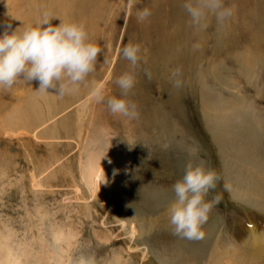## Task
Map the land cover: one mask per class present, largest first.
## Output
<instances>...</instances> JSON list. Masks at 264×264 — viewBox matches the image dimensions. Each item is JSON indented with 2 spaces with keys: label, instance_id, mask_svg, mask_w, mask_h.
I'll return each instance as SVG.
<instances>
[{
  "label": "rangeland",
  "instance_id": "obj_1",
  "mask_svg": "<svg viewBox=\"0 0 264 264\" xmlns=\"http://www.w3.org/2000/svg\"><path fill=\"white\" fill-rule=\"evenodd\" d=\"M103 1L112 4L108 6L112 11L108 8L100 15L102 19L93 22L95 31L88 30V39L99 52L93 71L77 86L78 99L68 93L63 104L55 89L36 91L35 80L18 79L11 88L0 89V247L9 251L15 264H73L81 253L100 263L163 264L146 239L151 229L147 233L142 229L153 222L155 230L163 228L172 237L169 218L161 215L168 217L166 210L151 213L138 205L142 215L128 216L133 213L130 206L125 211L124 201L120 206L114 204L116 189L111 181L116 184V177L106 178L109 190H115L106 198L89 190L81 169L85 160L99 159L106 170L122 177L125 186L143 183L174 197L172 185L179 176L173 164L186 165L192 160L217 175L215 187L205 196L212 207L202 227L215 233L207 245L234 234L247 237L245 245L237 240L227 243L223 248L226 260L216 264H247L250 260L248 264H264V251L258 249L260 243L253 245L252 232H248L258 231L259 237V232L264 233V215L249 205L251 196L246 191L248 179L264 173V0H224L231 15L219 23L214 15H207L201 29L190 34L182 0H175L173 7L162 0L163 12L178 27L181 45L176 49L184 59L177 50H169L155 69L140 58L132 67L121 55L125 44L136 42L128 24L138 22L134 10L139 5L132 0ZM168 56L173 63L167 64ZM178 64L185 65L184 77L178 74L182 79L171 75ZM125 71L135 78L125 97L136 105L138 115L133 119L113 114L107 106L110 96L121 95L115 80ZM176 80L181 84L171 93L166 88ZM92 82L103 86V100L91 97ZM81 103L86 105L80 113ZM155 106L178 126L173 144L164 137L165 130L151 123L150 113L142 114L143 108L153 110ZM222 108L232 114L233 124L219 126L215 121L214 113ZM94 111L98 118L90 123ZM209 119L213 120L209 125H215L209 127ZM217 126L227 128V133ZM193 150L195 154L189 155ZM169 165L173 168L167 169ZM241 173L243 178L231 180ZM239 185V191L244 189L242 198L232 196ZM121 209L123 215L118 214ZM175 241L173 237L167 240ZM202 247L204 257L199 264H212L214 247Z\"/></svg>",
  "mask_w": 264,
  "mask_h": 264
},
{
  "label": "bare ground",
  "instance_id": "obj_2",
  "mask_svg": "<svg viewBox=\"0 0 264 264\" xmlns=\"http://www.w3.org/2000/svg\"><path fill=\"white\" fill-rule=\"evenodd\" d=\"M102 1L101 0H0V22L11 23L12 27L15 28V27H18L20 25L22 26L23 24H29V23L35 24L39 20L42 19L43 15L45 13H47L50 16L60 17L61 19L65 20V21H74V22H78V23H83L85 26L86 32L88 33V30H89L90 33H92L93 31H95V29H92L93 22L96 19L99 20L101 17L100 15L104 14L103 12L107 11V9L112 5L111 3H108L109 4L108 5L109 7H108L106 4L101 3ZM132 1H133V3L139 5V7H140L138 10H134L136 15L138 14L139 10H142L145 8H147L150 12V15L145 20L139 21V22L135 23V25L130 24V23L128 24V27L131 28L136 35L135 44L138 43V45L140 46V49H141L140 53H139L140 59H143V61H146V64H148L149 68H154L155 64L159 63L163 59L164 56H166V58H167V55H168L167 52L169 50L170 51L173 50V52H175V53L177 50L178 55L184 59L183 54L178 49H176V48H179L181 45V40L179 41L180 37H179V33H178V27L176 26L173 19L169 15H166L163 12V8L160 5V2L162 0H132ZM164 1H166L168 3L169 7H173L174 2H175V0H164ZM104 6H106L105 7L106 9H103ZM155 6H159V8L157 9ZM109 10L112 11V9H110V8H109ZM119 10H120V8H119ZM22 12H24L25 14H23ZM109 15L110 14H108V16ZM115 16H116V14H115ZM132 17H134V16H132ZM86 18L89 19L87 24L84 23V20ZM113 18H116V17L113 16ZM101 19H102V17H101ZM133 21H135V20H133ZM51 23L54 25L58 24L59 20L53 19L51 21ZM186 27H187L188 33L190 34L193 32V30H196L197 28L201 29L202 26L200 25L198 27H193L191 25L190 18L187 15ZM96 29H97V27H96ZM128 39L129 38H127V41H129ZM165 61H167V64L173 63L172 58L170 56H168V60H165ZM184 66H185L184 64H178L175 67L176 69L179 68V73H181L182 77H184L183 73H182ZM164 67H165V65H164ZM162 69H163V67L159 68L158 71L160 70L162 72ZM166 69H167V67H166ZM158 71H156V72H158ZM182 77H180L178 75V78L182 79ZM169 82H171V81H169ZM179 84H181V83H179ZM175 85L176 84L173 83L170 86H168L166 89L171 90V93H172L174 91ZM36 87L37 86H35L34 88H36ZM163 87L165 88L166 86H163ZM113 88H115V87H113ZM72 92H73V94H72ZM72 92L70 94H72L74 96V98L76 97L78 99V97L81 96L80 95L81 92L79 90H77V87ZM168 93H169V91H168ZM74 94H76V95H74ZM173 96L174 95H172L171 97H173ZM62 98L63 99L61 102L64 104L68 97H67V95H64ZM74 98H72V99H74ZM142 104H141V106H143ZM83 105L85 106L86 104L81 103L80 106H78V108H79L78 112L81 113L80 108L83 109L81 107ZM223 106H225L224 103H223ZM228 108H229V106H228ZM231 109H232V106H231ZM173 111L174 110L172 109V112ZM220 111H222L224 114ZM220 111L217 110V112L214 113V115H213L215 121H217L219 123V126L222 124H233V121H232L233 119L230 118L232 116L229 117V114L230 115H232V114L227 112L229 110L226 109L224 111V109L222 108ZM232 111H235V110H232ZM242 112H244V110ZM55 113H57V112H55ZM148 113H150V115H151V119H152L151 123L155 124V126L159 127L162 131L165 130L166 134L164 137L167 139V141H169L168 142L169 144H173L172 141H173L174 135H176V133L179 131L178 126L175 124H172V121L168 119V117H167L168 115L166 114V112L164 110L160 109L159 106L158 107L155 106L153 110H151V107H147L146 110H144V108H143L142 114L145 116ZM91 114L92 115L90 116V118L92 119V122L90 120V123H93L94 121L97 120L96 118H98V117H96L95 111H94V113H91ZM241 115H243V114H241ZM78 119H79V117H78ZM246 119H247V117H246ZM212 121H210V119H209L208 125H209V122H212ZM217 122H215V123H217ZM61 123L66 124V121L63 120ZM140 124H141V122H140ZM211 125H209V127H211ZM213 125H215V124H213ZM249 126H250V123H249ZM218 128H219L218 130H220L221 132L224 130L226 131V129H227V128H223V127H218ZM213 129H215V128H213ZM226 133H227V131H226ZM221 136H224V135L222 134ZM221 136H219V137H221ZM221 138H223V137H221ZM177 148H178V146H177ZM252 152L255 154L254 150H252ZM183 155H184V153H183ZM247 155H249L248 150H247ZM252 159L255 160V158H253V157H252ZM97 160L99 162H97V161L94 162L91 159H87L83 163V166L81 165L82 166V169H81L82 178L86 183L85 185L89 188V190L91 192L99 193V194L102 193L105 197L110 196L111 192L115 191V190H112V191L109 190V187H107V185H109V184L107 183L108 180L106 178H109V181L116 179L115 180L116 184H114L111 181L112 188L116 189V191H115L116 193H115L114 198H113L114 202H116V203H114V204H118V206H120V202L124 201V203H126V205H127L126 207L124 206L125 208L123 207L125 211L126 210L129 211L128 207L130 206L133 209V213L131 215L129 213L128 216H132V215L138 216L139 214H140V216L142 215L141 212H139L140 210H139L138 205L149 210V211H151V213L153 211H154V213H159V212H162L164 210H167L169 204L172 202L174 197H168L166 194L167 192L165 190L160 189V188H154V187L147 185V184L144 185L143 183L142 184L141 183L134 184L133 182L132 183L130 182V183H128L127 186H125V183L122 181V177H120V179H121V181H120V179L117 178V176H119L118 174L116 176V174L114 172H111V170L109 168L106 170L104 168L103 163H101V160H99V159H97ZM254 162H256V161H254ZM173 165H174V168H176L179 179H180L181 173H182V176L184 174V171H182V170L185 168V165H181V164H178V165L173 164ZM261 166H263V168H264V164L262 165V163H261ZM171 168H173V167L171 165H169V167L167 169H171ZM257 168H259V167H257ZM257 170H259V169H257ZM243 174L241 173V174L233 175L231 177V180L238 181L244 177ZM112 178H115V179H112ZM255 179H256V181H253ZM248 180H250V182L248 184V188L246 189V191L251 196V200L248 201V203H249V205L254 207L256 210L260 211L264 215V173L263 172H262V174L257 173L255 178L252 177L251 179H248ZM239 186H241V187H238V190H235L236 192H233L232 196H234V197L237 196V198L238 197L242 198V194H243L244 189H242L243 191H241V190L239 191V188H242V185H239ZM236 187H237V185H236ZM243 187H244V185H243ZM127 193L134 194L135 197L134 198H128L127 196H125ZM133 200H135V201H133ZM109 203H111V202H109ZM137 207H138V209H137ZM117 213H116V215H117ZM118 214L123 215L122 209H121V211H119ZM161 215H163V218H165V219L168 218L164 213ZM152 223L153 222L148 223L149 226L146 227L145 229H142V230H143V232L147 233V231H149L151 229L148 232L151 235H148V237L146 236V239H147V241L149 240V243L151 244V247H152L154 254L157 255L158 258L161 259V261H162L161 263H163V264H189V263L190 264H199L198 261H200L204 257V249L205 248L202 247L203 245H205V247H207V248L208 247H214L215 255H214L212 262L215 264L221 263V262H223V260H226L225 257L227 258V255H228L227 253H225L223 251V248L227 243H233L235 240H237L242 245H245V242L247 240V237L245 238V236L244 235L242 236V234H239V235L234 234V236H231L232 239L230 238V239L224 241V238H221V239H219V242H214V243H212V245L208 246L207 243L209 241L210 235H214L215 233L210 229L201 227V231H202L203 235L200 239L188 240V239H185V238L177 236V235H172V237L174 238V241L179 240V239H181V241L180 242L175 241V242H172V244H170L167 242V240L172 238V237H169L171 234H167L166 232H164L163 228H161V230H158V229L155 230V226ZM151 225H153V226H151ZM165 225H166V223H165ZM169 227H171V226H169ZM248 232L249 233L252 232L251 237L254 240L253 245L256 243H260V246L258 247V249L260 250V252L264 251V233L259 232V235L261 237L260 238L256 234V232H258V231H256V232L255 231H248ZM56 237L58 238L59 236H56ZM217 237H219V236H217ZM188 245H190V246H188ZM194 246L199 247V248H197L194 252L189 251ZM212 251H213V248H212L211 252ZM243 260H245V259H243ZM14 261H15V259L11 256L9 251L4 250L3 247H0V264H11V263L15 264ZM94 262H95V264H109V263H105V262L100 263L98 261H94ZM248 262L249 261H247L246 263L248 264ZM250 262H251V260H250Z\"/></svg>",
  "mask_w": 264,
  "mask_h": 264
},
{
  "label": "clouds",
  "instance_id": "obj_3",
  "mask_svg": "<svg viewBox=\"0 0 264 264\" xmlns=\"http://www.w3.org/2000/svg\"><path fill=\"white\" fill-rule=\"evenodd\" d=\"M182 7L190 18L191 25L198 27L207 15H214L217 22L231 15V9L224 0H182ZM150 15L147 8L139 10L138 22ZM58 19V24H52ZM98 47L88 39L83 23L65 21L60 17L45 13L35 24H23L13 28L11 23L0 22V89H9L18 79L26 82L35 80L36 91L48 92L55 89L56 95L63 97L76 89L93 71ZM140 46L129 42L121 50V55L134 67L139 60ZM179 68L173 70L177 76ZM121 95L110 96L107 106L111 113L129 119L138 113L136 105L125 97L132 89L135 78L131 71L121 73L115 80ZM174 83L178 86L180 81ZM90 95L97 101L103 100V86L92 82ZM195 150L189 153L194 155ZM217 175L201 163L189 160L183 176L172 185L174 198L167 208L169 224L173 235L188 240L202 237V225L208 219L212 207L205 196L215 187ZM219 197L216 198L218 201ZM73 264H95L94 258L81 253Z\"/></svg>",
  "mask_w": 264,
  "mask_h": 264
}]
</instances>
